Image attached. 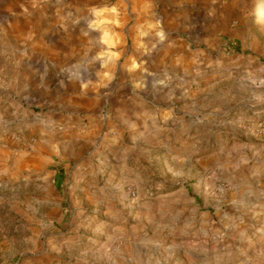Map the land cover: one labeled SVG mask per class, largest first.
<instances>
[{
  "label": "crops",
  "instance_id": "obj_1",
  "mask_svg": "<svg viewBox=\"0 0 264 264\" xmlns=\"http://www.w3.org/2000/svg\"><path fill=\"white\" fill-rule=\"evenodd\" d=\"M216 1L0 0V102L7 113L0 167L8 168L11 157L17 171L66 169L73 163L75 172H53L55 181L64 180L79 192V213L100 214L105 208L115 226L127 213L140 214L146 226L155 223V216L163 218L148 242H128L127 234L116 235L123 228L115 227L119 249L106 250L99 262L89 254L94 241L79 234L57 240L55 234L48 245L51 263L163 264L154 253L180 230L186 239L173 238L167 251L183 249L189 264H264V180L257 190L250 184L224 204L211 190L148 192L150 201L143 203L131 202L126 191L128 184L140 182L136 177L144 168L154 180L160 161L167 169L170 159L201 164V156L190 155L201 150L206 131L216 134L217 97H202L201 89H193L216 65L217 36L210 25ZM207 103L205 113L201 108ZM239 116L244 145L257 152L248 157L251 177L264 176V130L257 128L264 122V106ZM216 145L211 139L206 144ZM207 156L216 163L214 152ZM66 199L49 205L67 213ZM241 204L242 216L236 214ZM220 205L223 220L206 217L205 206ZM219 224L240 235V248L205 263L209 250L201 236L209 229L211 242L217 243ZM111 236L100 249L113 247Z\"/></svg>",
  "mask_w": 264,
  "mask_h": 264
},
{
  "label": "rangeland",
  "instance_id": "obj_2",
  "mask_svg": "<svg viewBox=\"0 0 264 264\" xmlns=\"http://www.w3.org/2000/svg\"><path fill=\"white\" fill-rule=\"evenodd\" d=\"M213 5L214 13L210 15V19L214 16L215 21L210 25L214 27L213 32L217 36V49L213 53L216 65H213L214 69L207 68V71L202 73L203 76L199 80L201 84L194 86L193 89H201L202 97H217L219 110L216 134L213 131L211 133L206 131L202 135L201 150L194 154H187H191L190 156L194 159L201 156V164L196 162L197 159L192 165L170 159L171 168L167 169L163 166L165 160L160 161V164L154 168L158 176L152 181L151 174L144 168L143 172L136 177L140 179V182L130 183L126 187L131 202L150 201L146 199L148 192L160 193L184 189L189 192L211 190V195L216 194L218 203L224 204L231 199L233 193L241 196V192L245 191L250 184L257 190L260 182L264 180L263 175L251 177L252 171L248 167V157L253 159L257 152L250 151L244 145V130L239 116L252 111V107L264 106V0H217ZM210 72L212 75H209ZM213 76L216 78L214 79ZM1 95L0 92V101ZM249 98L252 100L248 101ZM210 106L207 103L201 109L206 113ZM38 109L41 110L40 106ZM187 112L192 113V111ZM5 121H7V113L3 103L0 102V146L2 140L6 138L4 127H2ZM257 128L264 130V122H259ZM209 139L212 143L216 140L217 145L212 148L206 146ZM210 152L212 154L214 152L216 163H210L207 156ZM15 160L16 158L11 157L8 168L0 167V264H55L56 262L50 261L54 257H50L53 254L48 247L55 234L60 236L57 240H61L63 236L79 234L85 241H94V244L89 242L90 250L93 249L89 254L93 256L91 260L99 262L105 258L106 250L119 249L113 240L115 227L123 228V230H117L116 235H119V231L127 234L128 242L133 240L148 242L156 224L163 222L161 216H155V223L146 226L141 215L133 212L124 214L123 221L121 216H114L113 218L121 220L115 226L117 221L104 214L105 208L101 209L100 214H96L93 210H88L84 214L79 213L78 206L81 198L78 196L79 192L73 193V186L66 185L64 180L55 181L53 172L57 170L56 176L61 172H68L69 169L75 172L72 168L73 163L66 169L62 168L63 166H56L47 170L37 168L17 171ZM230 170L233 171L232 177ZM104 184L100 179L98 185L102 187ZM113 185L107 184L109 187L107 189H115ZM58 198L68 199L67 213L52 210L53 206L49 203ZM239 207L236 214L242 212V204ZM71 208L75 209L74 212ZM221 209V205L218 208L205 206L203 212H206L207 218L223 220L224 215ZM239 215L243 214L239 213ZM87 217H93V220ZM183 221L182 219L178 225L180 226ZM74 224L84 229L75 230ZM217 233V243L211 242L209 229L201 236L202 245L207 246L209 250L208 260L205 263L220 261L240 248L237 246L240 235L226 231L220 224ZM109 236H111L109 244L113 247L100 249L99 245H104ZM173 238L186 239L185 235L177 230L171 234L169 245L164 244L154 255L159 256L163 264H189L190 259L184 255L183 249L176 254H174V248L167 251L173 244L171 243ZM215 246L217 249H214ZM70 249L72 248L64 251L70 253ZM68 262L65 259L61 264Z\"/></svg>",
  "mask_w": 264,
  "mask_h": 264
},
{
  "label": "built area",
  "instance_id": "obj_3",
  "mask_svg": "<svg viewBox=\"0 0 264 264\" xmlns=\"http://www.w3.org/2000/svg\"><path fill=\"white\" fill-rule=\"evenodd\" d=\"M133 195L135 196L136 194L133 192Z\"/></svg>",
  "mask_w": 264,
  "mask_h": 264
}]
</instances>
